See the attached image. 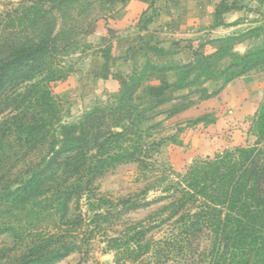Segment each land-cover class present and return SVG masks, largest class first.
<instances>
[{"label": "rangeland", "instance_id": "obj_1", "mask_svg": "<svg viewBox=\"0 0 264 264\" xmlns=\"http://www.w3.org/2000/svg\"><path fill=\"white\" fill-rule=\"evenodd\" d=\"M48 33L55 50L34 81L48 85L60 125L114 104L124 82L142 75L151 110L140 128L158 146L147 149V169L110 167L92 193L68 202L65 218L43 196L16 207L0 198V264L52 235L72 252L50 264H185L181 254L135 246L170 237L164 208L188 169L258 142L264 60L248 56L264 47V0H0V45ZM46 142L25 160L15 138L2 141L0 196L50 157Z\"/></svg>", "mask_w": 264, "mask_h": 264}, {"label": "trees", "instance_id": "obj_2", "mask_svg": "<svg viewBox=\"0 0 264 264\" xmlns=\"http://www.w3.org/2000/svg\"><path fill=\"white\" fill-rule=\"evenodd\" d=\"M40 19L34 17L30 26ZM49 37V33L35 35L32 40L0 45V107L5 108L0 114L9 112L0 122V150L2 141L15 138L26 149V160L50 141V157H43L19 187L5 188L0 198L16 207L43 196L65 218L68 202L92 193L91 183L110 167L134 162L147 169L151 159L147 149L158 144L147 143L140 128L151 110L142 75L124 82L114 104L88 112L77 125H60L48 85L34 81L55 50L50 49ZM248 57L254 58L253 65L259 64L264 47ZM256 134L255 146L224 152L188 169L172 186L164 208L166 221L172 224L170 237L150 246L137 243L135 248L161 247L181 254L185 264H264V110ZM137 235L138 241L143 239L142 232ZM60 239V235L42 237L14 263L50 264L68 256L72 249L60 245Z\"/></svg>", "mask_w": 264, "mask_h": 264}]
</instances>
